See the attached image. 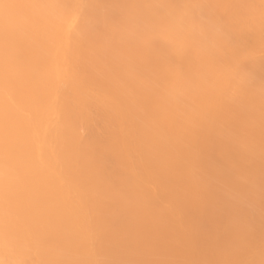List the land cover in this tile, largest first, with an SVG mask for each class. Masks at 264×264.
<instances>
[{"label": "bare ground", "instance_id": "obj_1", "mask_svg": "<svg viewBox=\"0 0 264 264\" xmlns=\"http://www.w3.org/2000/svg\"><path fill=\"white\" fill-rule=\"evenodd\" d=\"M234 112L215 163L264 193V0H0V264H264V213L195 198Z\"/></svg>", "mask_w": 264, "mask_h": 264}, {"label": "rangeland", "instance_id": "obj_2", "mask_svg": "<svg viewBox=\"0 0 264 264\" xmlns=\"http://www.w3.org/2000/svg\"><path fill=\"white\" fill-rule=\"evenodd\" d=\"M236 105V104H235ZM234 107V106H233ZM235 108V107H234ZM234 108H233V110H234ZM224 111H226V110H224ZM234 111H236V110H234ZM237 112V111H236ZM225 113V112H224ZM223 113V114H224ZM231 113H233V111H231ZM231 113H229V116H230V114ZM237 114V113H236ZM235 114V112H234V114H231V116H232V119H230L231 118V116L229 117L228 116V118H226L227 120H229L230 121V123L232 124L231 126H230V123L227 121V124L228 125H225V126H221V129H219L220 127L219 126H217V124L218 125H221V122L220 121H218V120H214L212 123H213V125H212V128H213V132H214V130L215 129H218V130H222V128L224 127V128H227V127H230V128H227V130L229 129V133H228V135L229 134H231V133H233V132H236L235 130H236V127L233 129V127L235 126V122L234 121H232V120H234L233 118H234V115H236ZM221 117V116H220ZM215 122V123H214ZM218 122V123H217ZM234 122V123H233ZM215 124V125H214ZM227 126V127H226ZM233 126V127H232ZM231 129V130H230ZM233 129V130H232ZM208 130H210V128H206V130H205V132H207ZM226 130V129H225ZM211 132V133H210ZM207 133H209V135H207V134H204L205 136L203 137L204 138V140L205 141H203L204 142V145H205V149L206 150H204L205 151V153H201L202 154V156L200 157L201 158V161L199 162V166H201V168H202V170H201V168L199 167V169H200V174H199V172H198V174L199 175H196V176H198L199 178H201L202 179V176H203V178L204 179H202V180H205L206 181V176H207V174H208V176L207 177H210V179H208L207 178V181H209V180H212V177H213V173L215 172V171H218L217 173H218V175H220L221 177H225L224 179H222L221 177H219L218 176V178H216V179H218L217 181H218V183L217 184H219V182L220 183H224V184H219V185H216L215 184V180L216 179H214V180H212V183H213V185H215V186H211L212 188H207L206 190H204V193H208V195H203V197H202V194H204V193H197V195L195 196V198H197V200L199 199V201L200 200H202V201H204L203 203H202V207H205V206H207L208 204V202H212V200H213V198H212V200H211V198H209V197H214L215 195H217V196H215L216 197V199L214 198V204H215V202H217L218 200L220 201L219 203L217 202L216 204L217 205H215L216 207H217V210H215V212H213V213H218L219 212V214H220V217H225V215L226 216H228L227 214H230V215H234V213H235V215H239L238 213L239 212H241L242 211V213H244L246 210H248V211H251V213H253L254 212V214L256 215H261V214H263L264 213V193H260V192H252L251 194H249V195H246L245 194V196H243V194H244V192L242 193V192H239L238 191V188L235 186L234 187V182L236 181V179L234 178V176H229V174H230V172H231V170H233L234 171V168H232L234 165H232L231 166V163L232 162H230V161H226L225 162V164H224V166H226L225 168H224V166H220V165H216V163H215V161H217V160H224V158L225 157H227V156H229L231 153H232V148L231 147H229L230 145H228L227 143H229L226 139H224V138H222L223 139V141L221 140H218L217 142H216V140H213L212 139V137L213 138H215V139H217V138H220V137H218V135H219V133H216L215 134V132L214 133H212V131H208ZM211 134H213L212 136H211ZM215 134V135H214ZM225 133H222V135H224ZM222 135H219V136H222ZM209 136H210V138H209ZM230 136V135H229ZM207 138L209 139V141H207ZM202 142V143H203ZM206 142V143H205ZM207 142H208V146H207ZM211 142V143H210ZM221 143V144H220ZM216 144V145H215ZM220 144V145H219ZM224 144H227L228 146H226L225 148H223L224 147ZM211 145V146H210ZM215 145V146H214ZM215 147L213 150L215 151L214 153H213V150H212V148L213 147ZM216 146H218V147H216ZM220 146V147H219ZM212 147V148H211ZM199 147H197V149H194V150H196V151H198L199 149H200V151L202 150V148H199ZM204 148V147H203ZM211 148V149H210ZM216 149H217V151H216ZM228 149V150H227ZM219 150H220V152H219ZM223 150V151H222ZM228 151V152H227ZM222 152H223V154L225 155V156H223V154H222ZM229 155H228V154ZM207 155V157H206V155ZM205 155V156H204ZM209 155V156H208ZM220 156V157H219ZM231 156V155H230ZM204 157V158H203ZM224 157V158H223ZM207 158H209V160L207 159ZM221 158V159H220ZM203 159V160H202ZM206 159V160H205ZM205 160V161H204ZM209 161L211 162V164L209 165L208 163H209ZM201 162H204V166L202 165V164H200ZM207 162V163H206ZM205 168H203V167ZM211 166V167H210ZM209 168V172L207 171V169L206 168ZM217 167H218V169L219 168H221L220 170H218L217 169ZM213 169V171H211V170ZM228 169H230V171L228 172ZM205 172H207V174L205 173ZM222 172V173H221ZM203 173H205L206 174V176H204L203 175ZM210 173H212V177H211V175H210ZM223 174V175H221V174ZM201 176V177H200ZM227 177V178H226ZM199 178H197V179H199ZM221 178V179H220ZM225 179H226V181L227 182H225ZM201 181V180H200ZM199 181V182H200ZM203 182L204 184L203 185H200L201 187L202 186H204L205 185V183L207 184V181L206 182ZM222 181V182H221ZM224 181V182H223ZM208 189H210V190H208ZM208 190V191H207ZM213 190V191H212ZM241 190V189H240ZM212 191V192H211ZM242 191V190H241ZM210 193V194H209ZM242 193V195H241V197H240V194ZM204 196H208V198L206 199V197H204ZM219 196V197H218ZM201 197H202V199H201ZM219 198V199H218ZM205 199V200H204ZM217 200V201H216ZM187 200H182V204H183V206L182 207H185V208H187L186 206H188V205H186V202ZM194 201H196V199L194 200ZM194 201H193V204H192V209L191 210H193V211H188L187 212V210H186V213L184 214V217L187 219V220H189V221H186L187 222V224H189L188 225V228L189 229H191V231H189V232H191L190 234H192L191 236H193L194 237V239H193V241L195 242V244H197V245H195V247H193V248H182V249H180V251L181 252H185L186 254H188V255H191V254H193V253H195V254H198V255H203V256H206V255H208L210 252H214V250H212V249H204V248H201V247H198V244L200 245V243L201 242H204L205 244H211V243H213V241H212V237H213V235L214 234H217L218 233V235H222L223 233H224V231H223V229H220V228H223V227H225V229L224 230H227L228 228H227V226H228V224H226L225 225V223L228 221L227 219H226V217H225V219L223 220L222 218H219V216L218 217H216L217 218V220L218 219H220V223L222 222V220L225 222V223H223V224H221V225H223V227H221V226H219L218 224H220V223H218L219 221H217V223L218 224H214V221H216V220H214V217L212 216L211 217V220L210 221H208L209 219V217L208 218H206L207 220H205V219H203V218H201L200 216H203L204 217V215H206L205 213H202V211H201V213H198L197 212V210H198V206L200 205H198V204H196V203H194ZM206 201H208V202H206ZM184 202V203H183ZM198 202V201H197ZM199 203V202H198ZM209 203V204H210ZM213 203H212V206H213ZM198 205L197 207H196V205ZM207 204V205H206ZM186 205V206H185ZM209 207H208V209L210 208V205H208ZM213 207V210H214V208L216 209V207ZM189 207V206H188ZM201 208V207H200ZM199 208V210H203V209H200ZM207 209V207H205V210L207 211L208 210ZM211 209V208H210ZM198 210V211H199ZM205 210H204V212H205ZM212 210V209H211ZM210 211V210H209ZM216 211H218V212H216ZM208 212V211H207ZM238 212V213H237ZM232 213V214H231ZM204 214V215H203ZM208 215H209V213H207ZM212 214V213H211ZM219 214H217V215H219ZM213 215V214H212ZM191 216H192V218H191ZM206 217H207V215H206ZM228 217H230L231 218V216H228ZM235 217V216H234ZM213 218V219H212ZM229 219V218H228ZM213 220V221H212ZM199 222H201V223H204V226L205 227H201V226H203L202 224L201 225H199L200 223ZM219 226V227H218ZM205 229V230H209V231H206V232H204L203 230L201 231V229ZM188 229V230H189ZM200 229V230H199ZM188 232V233H189Z\"/></svg>", "mask_w": 264, "mask_h": 264}]
</instances>
